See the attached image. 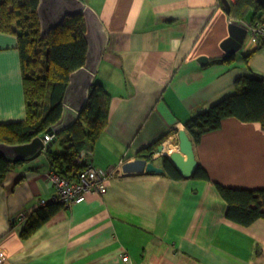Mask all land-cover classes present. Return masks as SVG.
I'll return each instance as SVG.
<instances>
[{
    "label": "crops",
    "instance_id": "0c3cea01",
    "mask_svg": "<svg viewBox=\"0 0 264 264\" xmlns=\"http://www.w3.org/2000/svg\"><path fill=\"white\" fill-rule=\"evenodd\" d=\"M82 1L106 31L94 82L110 95V109L101 137L81 155L109 176L107 191L59 206L23 237L31 216L58 195L48 150L63 151L67 134L60 133L0 184V264H264V220L249 227L228 220L215 187L264 190L260 123L229 118L195 145L210 181L122 171L165 136L175 148L185 123L232 96L241 77L264 78V46L245 45L248 33L242 49L226 57L235 19L223 0ZM221 58L230 60L214 62ZM26 115L19 39L0 32V124Z\"/></svg>",
    "mask_w": 264,
    "mask_h": 264
},
{
    "label": "trees",
    "instance_id": "16d2710c",
    "mask_svg": "<svg viewBox=\"0 0 264 264\" xmlns=\"http://www.w3.org/2000/svg\"><path fill=\"white\" fill-rule=\"evenodd\" d=\"M40 0H0V32L14 34L19 39L22 72L25 83L26 119L22 122L0 124V144L22 145L46 134L61 119L64 99L71 74L86 65L88 43L83 16L69 17L62 26L41 37L37 9ZM229 16L251 27L264 23V9L257 0H238L231 4ZM264 41L258 47H263ZM221 58L214 62H226ZM110 109V95L103 86L93 83L87 104L75 124L61 142L63 151L48 150L52 171L69 179H75L86 167L78 163L80 153L97 142L104 132ZM235 118L244 123H260L264 129V78L259 75L241 77L236 82L235 93L213 105L207 111L185 123L186 131L194 145L206 134L221 129L223 122ZM58 137V136H57ZM168 136L139 153V158H150ZM15 164L0 156V184ZM163 176L172 180L184 178L171 162L164 161ZM195 178L210 181L201 167ZM215 187L227 203L228 220L244 227L264 220V190H243L215 182ZM62 206L53 203L36 211L23 231V237L31 236L50 216Z\"/></svg>",
    "mask_w": 264,
    "mask_h": 264
},
{
    "label": "water",
    "instance_id": "95a60500",
    "mask_svg": "<svg viewBox=\"0 0 264 264\" xmlns=\"http://www.w3.org/2000/svg\"><path fill=\"white\" fill-rule=\"evenodd\" d=\"M257 1L264 9V0ZM223 2L229 12L230 2L228 0H223ZM37 13L42 38H46L51 31L62 26L69 17L83 16L87 27L86 40L89 49L86 65L71 74L70 84L64 99L62 117L47 132L53 136L59 135L73 126L87 104L97 67L107 43V35L97 14L82 0H40ZM229 33V38L224 41L223 48L226 50V57H233L242 49L248 36V27L244 23L233 21L229 25ZM207 61L208 59L205 57L201 59L203 64ZM51 145L52 143L46 148L49 149ZM177 145L179 151L170 156L163 153L164 144L158 147L157 152L162 154L164 161L168 159L184 179H193L200 167L196 158L195 145L185 130L178 133ZM44 150V141L41 137H36L30 143L22 145L0 144V156H4L12 164L34 160ZM122 171L126 175L144 173L162 175L165 172V167L164 164L160 167L153 162H147L145 159H137L125 163Z\"/></svg>",
    "mask_w": 264,
    "mask_h": 264
},
{
    "label": "built area",
    "instance_id": "2783aa9c",
    "mask_svg": "<svg viewBox=\"0 0 264 264\" xmlns=\"http://www.w3.org/2000/svg\"><path fill=\"white\" fill-rule=\"evenodd\" d=\"M238 0H229L231 3H236ZM251 42L253 44H260L264 41V23L252 27L250 29ZM53 137L46 135L45 144L51 141ZM176 147H179L176 145ZM87 171L80 172L75 179H69L61 176L60 174L51 171L50 180L56 186L58 195L55 199L56 202L63 204L65 207L80 204L87 199L90 193L104 194L107 191L106 181L108 176L99 171L92 165L87 166ZM128 257H123L124 261H128ZM4 259L0 255V263Z\"/></svg>",
    "mask_w": 264,
    "mask_h": 264
},
{
    "label": "bare ground",
    "instance_id": "6f19581e",
    "mask_svg": "<svg viewBox=\"0 0 264 264\" xmlns=\"http://www.w3.org/2000/svg\"><path fill=\"white\" fill-rule=\"evenodd\" d=\"M246 25V24H245ZM247 27H248V33H250V29L252 28L250 25H246ZM73 126H71L70 128H72ZM70 128H68V129H66V130H64V131H67V130H69ZM46 135H49V136H52L50 133H46V134H44V135H42L43 137H41L42 139H43V141H44V147H45V150L47 149L46 147H47V145H49L50 143H52V141H56V139L55 138H58L57 136H59V135H53L52 137V139H51V141H49V142H47L46 144H45V136ZM40 137V136H39ZM164 144V146H165V148H164V150H163V153L164 154H167L168 156H170L171 154H173L174 152H178L179 151V148L178 147H172L171 145H169V144H167L166 142H163L162 143V145ZM158 158H161V160H162V162L164 161L163 160V157H162V154L161 153H158L157 152V150L151 155V157L150 158H139V159H145V160H147V162H153V163H155L156 164V160L158 159ZM82 162H84L83 160H82V155H81V153H80V158L78 159V163H82ZM163 164H164V162H163ZM163 164H162V166H163ZM87 166H89V165H86V167ZM158 166V165H157ZM85 167V168H86ZM161 167V166H160ZM82 169L80 172H85V171H87V169ZM95 168H97V167H95ZM52 171V170H51ZM79 172V173H80ZM109 177V176H108ZM106 183H107V181H106ZM107 186V185H106ZM55 203H58V202H56L55 201ZM61 204V203H60ZM63 207H65L63 204H61Z\"/></svg>",
    "mask_w": 264,
    "mask_h": 264
},
{
    "label": "rangeland",
    "instance_id": "374dc122",
    "mask_svg": "<svg viewBox=\"0 0 264 264\" xmlns=\"http://www.w3.org/2000/svg\"><path fill=\"white\" fill-rule=\"evenodd\" d=\"M250 44H252V42L249 41V38H248V40L245 42V45H250Z\"/></svg>",
    "mask_w": 264,
    "mask_h": 264
}]
</instances>
